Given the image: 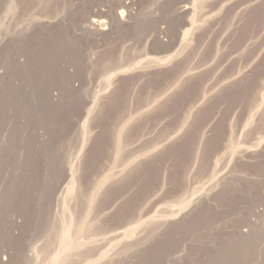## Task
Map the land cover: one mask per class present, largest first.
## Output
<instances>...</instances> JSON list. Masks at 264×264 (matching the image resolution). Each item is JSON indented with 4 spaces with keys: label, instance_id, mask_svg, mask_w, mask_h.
<instances>
[{
    "label": "rangeland",
    "instance_id": "374dc122",
    "mask_svg": "<svg viewBox=\"0 0 264 264\" xmlns=\"http://www.w3.org/2000/svg\"><path fill=\"white\" fill-rule=\"evenodd\" d=\"M117 5L0 0V264H264V0Z\"/></svg>",
    "mask_w": 264,
    "mask_h": 264
},
{
    "label": "bare ground",
    "instance_id": "6f19581e",
    "mask_svg": "<svg viewBox=\"0 0 264 264\" xmlns=\"http://www.w3.org/2000/svg\"><path fill=\"white\" fill-rule=\"evenodd\" d=\"M134 0H117L118 2V8L117 10L114 11V13L111 15V18L110 20L112 21H115L116 23L118 24H127L128 23V20L129 18H132L133 17V11H132V7H131V4L133 3ZM155 8L156 9H159L160 8V5L159 3H156L155 4ZM187 8L186 5H184L183 7H181L179 10L180 11H185ZM177 14V13H176ZM159 15H161L159 13ZM158 17V15H156ZM162 16V15H161ZM164 17V16H162ZM110 20L103 17L102 16V13L99 15H95V16H92V17H86V20H85V26L87 28H91V29H95V30H102L104 29L108 24H110ZM166 20V18H165ZM164 28L162 26L158 27L157 28V33L154 34V36L156 37V35L158 33H161V32H164ZM156 31V30H155ZM161 39V38H160ZM148 40V39H147ZM161 42V41H160ZM163 42V41H162ZM146 44V43H145ZM149 44V43H148ZM138 61V60H137ZM142 61V60H141ZM128 62V61H127ZM132 62V61H131ZM140 63V62H139ZM119 66V65H118ZM124 69V67H123ZM126 69V68H125ZM116 73V72H115ZM113 73V75L115 74ZM112 75V76H113ZM138 226L136 225H131L130 226V230H133V229H136ZM117 236H121L119 233H117Z\"/></svg>",
    "mask_w": 264,
    "mask_h": 264
}]
</instances>
